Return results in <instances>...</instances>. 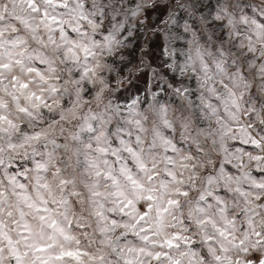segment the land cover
Returning a JSON list of instances; mask_svg holds the SVG:
<instances>
[{"label": "snow or ice", "instance_id": "snow-or-ice-1", "mask_svg": "<svg viewBox=\"0 0 264 264\" xmlns=\"http://www.w3.org/2000/svg\"><path fill=\"white\" fill-rule=\"evenodd\" d=\"M130 2L135 5L130 9L132 19L143 16L150 21V13L161 8L171 16L159 0ZM104 17L105 10L96 15L87 0H8L0 5V171L8 183L5 188L0 179V264H264V229L258 230L255 223L264 203H253L264 200L260 195L264 192V127L257 129V135L253 125L242 122L244 117L236 115L239 101L234 93L229 100L235 112H229V100L221 101L228 121L217 115L212 103L206 104L217 126L208 137L221 160L215 173L207 176L204 189L197 183V168L203 165L191 163L195 157L190 152L180 155L181 145L160 138L159 150L167 162L161 170V161L152 157L155 142L148 146L149 159H145L141 136H135L133 144L125 139L131 133L117 135L122 128L109 127L84 145L86 209L79 207L85 202L79 189L64 195L69 185H75V178H65L59 164L39 159L34 145L51 160L55 151L48 152L49 143L59 149L62 141L40 144L48 133L39 126L44 122L37 113L59 110L53 123L64 122L65 113H75L82 123L74 141H81L80 132H95L93 121L108 122L104 113L97 116L89 108L90 120L80 116L77 108L81 100L89 103V93L102 97L104 87L93 89L97 83L106 85L105 73L111 72L117 57L124 59L133 39L127 16L119 23L112 22L115 15L109 21ZM154 29L156 25L148 24L144 32ZM162 38L167 55L170 37ZM141 52L143 62L147 53L143 48ZM156 71L151 69L153 74ZM175 91L187 92L180 87ZM209 91L214 92V86ZM137 102L138 98L124 106L117 104L115 110L126 108L121 115L143 132L141 113L133 108ZM160 107L166 115V106ZM111 110L109 101L105 112ZM260 123L264 125V118ZM20 151L30 159L16 161L14 167L12 155ZM198 151L202 152L199 146ZM76 163L80 165L79 150ZM251 163L255 168L244 172ZM30 172L34 173L31 186ZM49 175L59 178L58 190L49 183ZM244 180L249 181L247 190ZM193 192L198 193L195 200ZM233 194L244 204L239 214L225 203V197ZM244 215L247 220L238 225Z\"/></svg>", "mask_w": 264, "mask_h": 264}, {"label": "clouds", "instance_id": "clouds-1", "mask_svg": "<svg viewBox=\"0 0 264 264\" xmlns=\"http://www.w3.org/2000/svg\"><path fill=\"white\" fill-rule=\"evenodd\" d=\"M156 2L157 0H148V3ZM5 3H8V0H0V5ZM87 3L92 6L96 15H99L100 9L103 8L105 21H109L115 15L116 20L112 22L119 23L127 16L128 26L133 33L131 45L126 46L124 50V59L117 57L111 72L105 73L108 77L106 85L97 83L93 89L95 92L100 87H104L102 97L96 99L92 93H89L86 97L89 100L88 104H84L83 100L77 103L80 116L87 115L91 120V113L88 112L91 108L97 116L104 113L108 122L93 121L96 125L95 132L92 134L80 132L81 141H74L72 137L77 134L78 126L82 123L75 113H65L66 120L61 123H53L59 115V110L37 113L38 118L44 122L39 126L48 133L46 140H41L40 144L51 140L62 141L59 149H54L49 143L48 152L55 151L51 160L42 148L34 145L39 153V159L49 161L50 164H59L65 178H75V185H69V192L64 195L79 189L85 200L79 207L86 209L87 191L82 186V182L88 179L84 174L87 156L84 145L90 136L102 134L108 131L109 127L112 131L122 128L123 133L117 135L131 133L130 136L125 135V139L133 144H135V136H141L145 142L142 145L146 153L145 159H149L148 146L155 142L152 157L161 161V170L167 162L164 161V154L159 150L160 138H168L181 145L180 155H187L190 152L195 157L191 163L203 165L197 168L199 173L197 183L198 188L204 189L207 176L215 173V164L221 160L218 150L210 143L208 137V133L217 126L213 123L215 117L210 116L206 104L212 103L217 109V115L223 116L224 120L228 121L230 117L225 113L226 105L221 101L229 100L234 93L239 101V113L236 115L244 117L242 122L253 125L252 131L257 135H259L257 129L264 127L260 123V118H264V0H159L160 4L167 6L171 16L155 23L156 29L150 33L155 35L158 30L162 36L170 37L167 41L168 54H163L158 64L146 58L143 62L140 59L138 63L133 59L135 56L133 45L139 38L137 33H145L144 28L154 21H146L143 16L132 19L130 9L135 5L130 0H87ZM11 7L9 3V10ZM5 19L7 21V17ZM138 22L143 23L144 27H139ZM173 51L175 56L172 55ZM169 64L174 67L169 69ZM152 68L157 70L155 74L151 72ZM205 77L208 78L207 82ZM168 85L170 86L166 87ZM211 86H214V92L209 91ZM176 87H180L182 92L186 89V94L178 95L175 91ZM217 95L220 97L219 100L215 99ZM137 98L138 102L133 108L141 113L138 118L143 121V132L138 131L134 123L128 122L127 115H121L122 112L127 113L126 108L115 110L117 104L124 106ZM64 99L68 100L67 94ZM109 101L112 110L105 112ZM160 105L166 106V115ZM227 107L229 112L236 111L232 108L230 100ZM165 119L168 124L164 123ZM27 122L34 125L33 121ZM198 146L202 152L198 151ZM77 150L80 153L79 166L76 163ZM119 154L124 160L130 161L126 153ZM8 156L9 154L5 152L6 165ZM25 159L30 158H26L22 151L19 155L13 154V166H16V161ZM209 160L212 162L210 163ZM254 168L255 163H251L243 171L248 172ZM51 171L50 167L49 173ZM176 171L179 172L180 169L177 168ZM33 175L34 173H29L30 186L33 184ZM185 175L187 176V173ZM0 179H4L7 188V178L4 177L3 171H0ZM58 179L49 175V183L57 190ZM248 185L249 181H242V186L246 190ZM213 187L215 188L216 185ZM219 187L223 188L224 185L221 184ZM197 195V192H193L191 198L195 200ZM260 195L264 196V192ZM225 203L229 209H235L237 214L243 211L244 204L235 194L226 196ZM253 203H264V200L259 202L253 200ZM260 213L255 219L258 230L264 229V209H260ZM247 218V215H244L237 224Z\"/></svg>", "mask_w": 264, "mask_h": 264}, {"label": "rangeland", "instance_id": "rangeland-1", "mask_svg": "<svg viewBox=\"0 0 264 264\" xmlns=\"http://www.w3.org/2000/svg\"><path fill=\"white\" fill-rule=\"evenodd\" d=\"M151 20L155 23L162 22L164 19L167 18L168 12L161 8L160 10L152 11L150 13ZM138 39H136L133 49L135 51V56L133 57L135 62H139L143 53L141 49L143 48L147 53L144 58L148 61L153 62L154 64H158L159 60L162 58L163 55V48H164V40L161 34L151 35L145 34L143 32H138ZM150 53V54H149Z\"/></svg>", "mask_w": 264, "mask_h": 264}]
</instances>
